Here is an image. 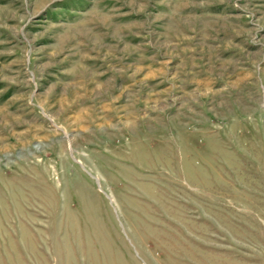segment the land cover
Masks as SVG:
<instances>
[{"label":"rangeland","instance_id":"1","mask_svg":"<svg viewBox=\"0 0 264 264\" xmlns=\"http://www.w3.org/2000/svg\"><path fill=\"white\" fill-rule=\"evenodd\" d=\"M12 261L264 264V0H0Z\"/></svg>","mask_w":264,"mask_h":264},{"label":"bare ground","instance_id":"2","mask_svg":"<svg viewBox=\"0 0 264 264\" xmlns=\"http://www.w3.org/2000/svg\"><path fill=\"white\" fill-rule=\"evenodd\" d=\"M101 17H102V15H101ZM102 18H103V17H102ZM103 19H105V18H103ZM101 20H102V19H101ZM85 33H86V32H85ZM141 186H142V185H141ZM149 187H150V186H149ZM150 190H151V189H150ZM158 192H160V191H158ZM149 193H150V192H149ZM150 194H151V193H150ZM91 214H93V213H91ZM130 217H131V216H130ZM126 218H127L128 222H129V224L131 225V223H130V221H129V217L127 216ZM132 229H133V231H134L135 234H136L137 231H136L134 228H132ZM12 238H13V237H12ZM10 243H11V242H10ZM12 243H14V242H12ZM13 250H14V249H13ZM12 259H14V258H12ZM13 261H14V260H13ZM13 261H12V262H13ZM13 264H16V263L13 262Z\"/></svg>","mask_w":264,"mask_h":264}]
</instances>
